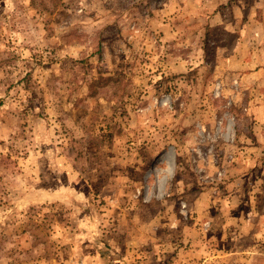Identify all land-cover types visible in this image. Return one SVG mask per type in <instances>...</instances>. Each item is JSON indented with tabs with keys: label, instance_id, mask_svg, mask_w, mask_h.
I'll list each match as a JSON object with an SVG mask.
<instances>
[{
	"label": "rangeland",
	"instance_id": "rangeland-1",
	"mask_svg": "<svg viewBox=\"0 0 264 264\" xmlns=\"http://www.w3.org/2000/svg\"><path fill=\"white\" fill-rule=\"evenodd\" d=\"M262 35L264 0H0V264H264Z\"/></svg>",
	"mask_w": 264,
	"mask_h": 264
},
{
	"label": "crops",
	"instance_id": "crops-1",
	"mask_svg": "<svg viewBox=\"0 0 264 264\" xmlns=\"http://www.w3.org/2000/svg\"><path fill=\"white\" fill-rule=\"evenodd\" d=\"M264 38V35H262ZM261 38V39H262ZM254 52V56H256L255 58H250L249 60H246L245 58L242 59H238L239 57L234 55L232 61L233 64L238 65L236 68H238V70H240L239 72H237L238 77H236L235 79L239 82L242 83V81H244L245 79L248 78H254V77H259L260 75L263 74L264 72V66L261 65V60H262V56H260V52H262L264 54V49H259L258 47L253 49ZM235 74V73H234Z\"/></svg>",
	"mask_w": 264,
	"mask_h": 264
}]
</instances>
